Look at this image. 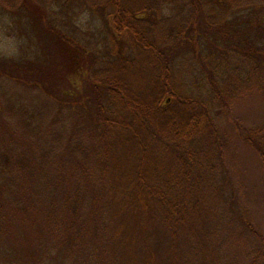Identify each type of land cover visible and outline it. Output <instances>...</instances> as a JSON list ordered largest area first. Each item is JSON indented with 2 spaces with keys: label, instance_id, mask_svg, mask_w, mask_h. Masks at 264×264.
<instances>
[{
  "label": "trees",
  "instance_id": "16d2710c",
  "mask_svg": "<svg viewBox=\"0 0 264 264\" xmlns=\"http://www.w3.org/2000/svg\"><path fill=\"white\" fill-rule=\"evenodd\" d=\"M20 1L0 0L6 6ZM190 2L193 8L184 21H168L161 16V1L105 0L112 8L116 36L109 55L115 60L94 74L79 98L77 92H65L72 97L65 102L85 110L81 119L87 132L74 136L70 158L52 168L56 190L63 186L68 190L60 196L61 203L49 202L44 209L21 195L14 199V208L20 211H44L43 222L65 254L64 264H218L208 262L210 252L204 249L214 241L211 233L217 229L212 225L211 212L216 211L212 201L223 196L232 213L238 206L235 193L226 194L217 180L227 174L226 143L212 102L183 93L172 76L174 61L179 53H193L204 85L227 111L254 80L261 85L258 72L264 70V46L238 36L241 26L234 12L250 5L249 0ZM200 13L205 25L201 32L196 29ZM61 32L57 42L72 57L74 39ZM209 32L216 40L204 53L203 39L212 41ZM119 40L128 44L126 57ZM238 58L242 66H249L247 76L234 60ZM234 67L239 68L228 77ZM254 73L258 79L252 78ZM89 85L92 94L87 92ZM235 125L264 161V125L253 129H245L239 121ZM26 165V157L0 152L4 179H16L17 174L31 177ZM5 187L0 180V212L8 211ZM238 213L259 236L247 215L237 211L235 217ZM35 217L28 215L33 223Z\"/></svg>",
  "mask_w": 264,
  "mask_h": 264
},
{
  "label": "rangeland",
  "instance_id": "374dc122",
  "mask_svg": "<svg viewBox=\"0 0 264 264\" xmlns=\"http://www.w3.org/2000/svg\"><path fill=\"white\" fill-rule=\"evenodd\" d=\"M97 1L99 5H92ZM156 1H161V16L168 21H184L193 8L190 0ZM249 4L234 12L241 26L238 36L264 46V0H249ZM219 6L225 9L227 4ZM111 10L105 0H22L11 6L0 2V62L4 64L0 65V152L26 157L27 169L30 167L33 173L31 177L17 174L16 179L0 176L6 182L4 197L9 201L8 211L5 208L0 212V222L5 220L4 226H0V264L67 261L57 239L51 237L43 222L44 211H20L14 208V199L21 195L26 201L39 202L44 209L49 202L61 203L60 196L68 190L67 186L60 192L56 190L52 168L63 158H70L74 136H87V132L81 119L85 110L75 102L71 105L65 102L72 98L65 92H77L79 98L94 74L113 64L115 58L109 52L116 34ZM200 14L196 17L199 32L205 26ZM61 30L74 39L76 51H71L72 57L57 42ZM208 35L212 41L203 39L204 53L212 50L216 40L211 32ZM120 41L126 57L128 44ZM192 54L179 53L175 57L172 76L184 94L212 102L217 126L226 143L227 174H220L217 180L224 184L226 194L235 193L238 205L232 213L223 196L212 201L211 207H216L211 212L212 225L217 229L211 233L214 241L204 244L206 252H210L207 260L218 264H264V161L243 140L241 127L235 125L238 121L245 129L264 125V70L258 72L263 79L261 85L257 86L254 80L253 86L241 91L231 108L223 111L210 88L204 85V74ZM234 60L237 62L239 58ZM238 63L241 67L228 71V77L237 68L247 76L249 66H242V61ZM252 78L258 79L255 73ZM87 92L92 94L90 85ZM47 153L50 156L43 159ZM237 211L247 215L259 236L243 224L240 213L235 217ZM29 214H35V223L28 218Z\"/></svg>",
  "mask_w": 264,
  "mask_h": 264
}]
</instances>
